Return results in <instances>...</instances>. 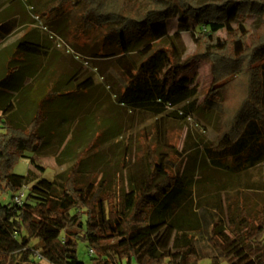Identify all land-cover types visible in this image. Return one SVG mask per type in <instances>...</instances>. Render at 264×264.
<instances>
[{"label":"trees","instance_id":"obj_1","mask_svg":"<svg viewBox=\"0 0 264 264\" xmlns=\"http://www.w3.org/2000/svg\"><path fill=\"white\" fill-rule=\"evenodd\" d=\"M25 1L43 28L33 18L36 27L8 43L22 29L14 19L0 23V194L11 199L0 202V264H85L78 257L81 245L94 249L101 264H110V257L128 264H264V208L221 201L223 185L199 171L206 166L234 179L264 163V0ZM78 7L72 29L66 15ZM67 27L95 32L94 40L111 48L87 54L91 61L111 59L125 77L117 101L127 110L160 114L165 105L183 104L186 114L199 107L216 114L220 129L201 159L173 175L152 155L136 171L128 161L113 188L102 180L78 182L88 151L50 180L34 171L13 173L26 152L45 146L62 98L95 87L96 68H84L88 61L74 52L80 66L64 78L51 80L41 65L59 46L54 34L64 39ZM189 31L199 50L193 59L210 62L213 82L221 86L201 104L188 81L168 80L164 73L189 62L176 57L181 35ZM234 85L229 102L225 94ZM109 134L116 136L113 128ZM30 163L43 172L33 158ZM111 236L123 244L92 246Z\"/></svg>","mask_w":264,"mask_h":264},{"label":"rangeland","instance_id":"obj_2","mask_svg":"<svg viewBox=\"0 0 264 264\" xmlns=\"http://www.w3.org/2000/svg\"><path fill=\"white\" fill-rule=\"evenodd\" d=\"M25 2L23 0V5L21 4L17 11L24 24L33 27V18L26 9ZM79 17V7L69 10L66 15L69 21L68 27L75 26ZM248 24L251 26L252 21ZM170 25L171 34L175 31L173 20ZM68 27L64 29L65 40L53 33L57 38L54 41L56 43L59 41V46L46 63L50 79L64 78L80 66V60L88 61V65H84V68H96L95 87L86 94L62 98L61 110L53 122V130L49 129L50 138L46 140L45 146L37 153L26 152L25 157L14 166L13 173L26 175L29 171H34L40 175V178L50 180L55 174L64 172L73 163L77 154L88 151L85 171L78 182L89 185L98 184L102 180L107 188H113L122 182L128 161L131 169L136 171L141 167V162H144L148 155H152L157 162L161 158L167 168L165 171L173 175L174 172H179L183 167L191 164L193 158L195 161L200 160L205 144L213 139L220 129L219 117L201 107L186 114L183 104L165 105L160 114L127 110L117 101L126 82L125 77L111 59L101 58L100 62L91 61L92 57L87 54L94 49L105 51L111 48L106 44L103 46L101 40H94L95 32H74L72 30L74 28ZM191 31L181 35V43H178L176 53L179 61L189 62L183 65H171L164 70V73L168 74V80L188 81L189 88H194L199 95L197 103L201 104L210 92L221 86L213 82L214 70L210 62L193 59L199 50ZM162 45L168 51L171 50L166 42ZM73 52L79 55V61L74 60ZM225 77L230 76L222 74L220 78ZM233 89L236 90L237 86L234 85L225 94L229 102L234 97ZM112 128L116 136L109 134ZM31 158L43 172L31 165ZM199 171L213 176L223 185L225 192L220 193L221 201L228 198L230 205L247 204L255 211L264 208V163L234 179L219 175L206 166ZM209 191L219 192L216 189ZM10 201V198L0 194V202ZM114 243L122 245L123 241L119 237L111 236L100 244L92 246L95 250L99 247L107 250ZM78 257L85 264H101L98 255H89L87 246L79 247ZM45 262L41 261L40 264ZM110 264L128 263L126 260L119 263L110 257ZM201 264L219 263L205 260Z\"/></svg>","mask_w":264,"mask_h":264},{"label":"crops","instance_id":"obj_3","mask_svg":"<svg viewBox=\"0 0 264 264\" xmlns=\"http://www.w3.org/2000/svg\"><path fill=\"white\" fill-rule=\"evenodd\" d=\"M21 4L23 5V1L21 0H0V23L7 21V20H16V22L20 25V28L22 29L20 32H16L15 34H13L12 36L9 37L8 39V43H12L13 41H15L16 39L20 38L21 36H23L24 34H26L28 31H31L34 28L30 26V24H24L23 20L20 18L19 13L17 11V8H19L21 6ZM18 29V26L16 27L15 30ZM3 47V43H1L0 40V49ZM54 51V50H53ZM53 54V52H52ZM51 57H49L50 59ZM43 61L41 63V65H45L46 63L49 61ZM47 67V66H46ZM0 70H1V61H0ZM47 72H48V68H47ZM49 76V75H48ZM33 95H31L29 98L30 100L32 99ZM30 101L28 100L25 103L24 108L28 109V103ZM28 104V105H27ZM27 106V107H26Z\"/></svg>","mask_w":264,"mask_h":264},{"label":"built area","instance_id":"obj_4","mask_svg":"<svg viewBox=\"0 0 264 264\" xmlns=\"http://www.w3.org/2000/svg\"><path fill=\"white\" fill-rule=\"evenodd\" d=\"M33 18L37 20L36 17H33ZM37 22H38V24H40L41 27H42L41 22H40L39 20H37ZM42 28H43V27H42ZM16 195H17V196L15 197V202L18 203V202L20 201V199L23 197L24 192H23V191H21V192H17ZM88 253H89V255H95V254H94V249H92V248L88 249Z\"/></svg>","mask_w":264,"mask_h":264}]
</instances>
